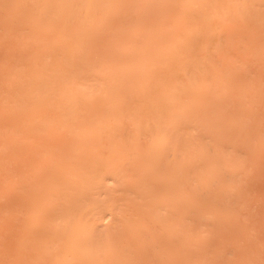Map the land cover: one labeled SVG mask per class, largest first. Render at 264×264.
Returning a JSON list of instances; mask_svg holds the SVG:
<instances>
[{"label": "bare ground", "instance_id": "bare-ground-1", "mask_svg": "<svg viewBox=\"0 0 264 264\" xmlns=\"http://www.w3.org/2000/svg\"><path fill=\"white\" fill-rule=\"evenodd\" d=\"M0 264H264V0H0Z\"/></svg>", "mask_w": 264, "mask_h": 264}]
</instances>
